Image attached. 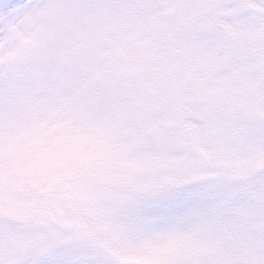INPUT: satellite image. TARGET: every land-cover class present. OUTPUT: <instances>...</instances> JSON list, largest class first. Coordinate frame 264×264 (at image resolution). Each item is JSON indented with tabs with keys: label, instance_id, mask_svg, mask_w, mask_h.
Wrapping results in <instances>:
<instances>
[{
	"label": "snow or ice",
	"instance_id": "1",
	"mask_svg": "<svg viewBox=\"0 0 264 264\" xmlns=\"http://www.w3.org/2000/svg\"><path fill=\"white\" fill-rule=\"evenodd\" d=\"M0 264H264V0H0Z\"/></svg>",
	"mask_w": 264,
	"mask_h": 264
}]
</instances>
